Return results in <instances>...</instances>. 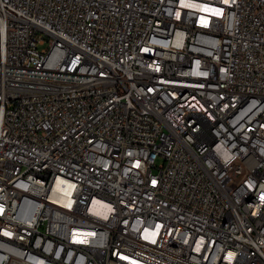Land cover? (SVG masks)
I'll use <instances>...</instances> for the list:
<instances>
[{
    "label": "built area",
    "instance_id": "built-area-1",
    "mask_svg": "<svg viewBox=\"0 0 264 264\" xmlns=\"http://www.w3.org/2000/svg\"><path fill=\"white\" fill-rule=\"evenodd\" d=\"M0 264H264V0H0Z\"/></svg>",
    "mask_w": 264,
    "mask_h": 264
},
{
    "label": "rangeland",
    "instance_id": "rangeland-1",
    "mask_svg": "<svg viewBox=\"0 0 264 264\" xmlns=\"http://www.w3.org/2000/svg\"><path fill=\"white\" fill-rule=\"evenodd\" d=\"M39 47H40V49H42V48H47V47H48V44L40 45ZM162 163H163V159H162V158H159V159L157 160V162H156V166H159V165L162 164Z\"/></svg>",
    "mask_w": 264,
    "mask_h": 264
},
{
    "label": "bare ground",
    "instance_id": "bare-ground-1",
    "mask_svg": "<svg viewBox=\"0 0 264 264\" xmlns=\"http://www.w3.org/2000/svg\"><path fill=\"white\" fill-rule=\"evenodd\" d=\"M61 182H62V180H59L56 186L60 187L61 186Z\"/></svg>",
    "mask_w": 264,
    "mask_h": 264
}]
</instances>
